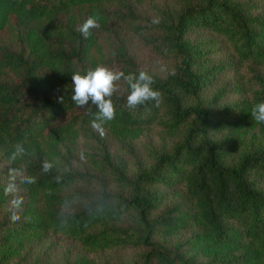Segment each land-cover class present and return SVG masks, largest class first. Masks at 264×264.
Instances as JSON below:
<instances>
[{
    "label": "trees",
    "instance_id": "1",
    "mask_svg": "<svg viewBox=\"0 0 264 264\" xmlns=\"http://www.w3.org/2000/svg\"><path fill=\"white\" fill-rule=\"evenodd\" d=\"M93 15L125 23L160 69L123 39L105 50L93 29L85 38L78 28ZM195 30L221 38L236 63L264 64V9L251 0H0V148L22 171L24 195L13 209L19 219L0 221V264H25L13 256L19 243L46 232L91 253L70 264H264V123L251 117L264 101V68L247 96L228 101ZM101 65L126 76L143 69L161 94L130 109L127 82H115V118L104 132L132 141L153 130L159 140L130 162L101 141L73 167L61 162V146L93 134L98 109L72 101L71 76ZM17 143L26 151L12 161Z\"/></svg>",
    "mask_w": 264,
    "mask_h": 264
},
{
    "label": "rangeland",
    "instance_id": "2",
    "mask_svg": "<svg viewBox=\"0 0 264 264\" xmlns=\"http://www.w3.org/2000/svg\"><path fill=\"white\" fill-rule=\"evenodd\" d=\"M255 3L257 10L264 9V0H251ZM70 13H63L59 16V21L63 25L67 21ZM74 25H77L78 18L74 19ZM61 25V26H62ZM98 28L93 29L95 43L101 45L105 50L110 46L112 38L123 39L128 50L139 55L141 63L155 72L160 69L161 61L155 56L148 54L146 50L137 42L134 36L130 33L125 23L116 22L115 20H107L103 24H99ZM192 36L200 41L207 42L210 52H204L207 64L212 65L214 69L213 87L228 101L234 97L247 96L249 91L246 87L255 86L253 74H259L264 68V64L246 59L240 63H236L234 57L230 54V50L224 45L222 39L216 35L210 34L207 30H195ZM237 79L240 80L242 88L237 84ZM153 130H146L142 135L134 138L132 141L118 136H113L110 133L100 134L93 129V134L81 136L73 142H69L62 147L61 162L66 161L73 167H83L91 153L95 152L100 142L108 145L111 153L121 155V158L126 161H131L135 155L142 158L146 157V147L155 140H159L158 133ZM0 148V184L5 186L15 178L18 195L24 199L22 195L23 188L20 184V176L22 171L8 162L1 154ZM4 192V190H3ZM5 193V192H4ZM14 198L13 194H5V198L0 202V221L8 225V220L12 219L14 208L11 206V201ZM17 254L13 255L20 257L21 262L25 264H70L76 257L90 258L91 253L86 252L75 241V239L54 232H46L35 236H29L21 240L16 250ZM106 255L111 259L122 257L119 250L107 251Z\"/></svg>",
    "mask_w": 264,
    "mask_h": 264
},
{
    "label": "clouds",
    "instance_id": "3",
    "mask_svg": "<svg viewBox=\"0 0 264 264\" xmlns=\"http://www.w3.org/2000/svg\"><path fill=\"white\" fill-rule=\"evenodd\" d=\"M154 23L159 21L154 20ZM99 17L96 15L90 16L86 21L78 28L85 38L90 35V30L98 28ZM124 79L129 88L130 94L127 96V107L135 109L139 105H143L150 100H154L159 103L160 92L153 87L155 81L153 77L145 70L141 69L136 74L125 75L122 71L114 70L108 66H97L94 70H88L86 73L76 72L72 74L71 80L73 85L72 101L78 107H84L91 101L92 105H95L98 111L94 114V119L91 122L93 129L104 134L103 125L115 118V106L112 101L113 93L116 90V83L121 79ZM251 117L258 123H264V101L255 104L251 110ZM25 148L23 143H17L14 145V151L11 154L10 159L15 161L18 157L25 154ZM53 165L45 160L42 164V169L48 172L52 169ZM22 182L28 184L36 183V178L33 176L22 177ZM4 192L6 195L13 194L14 198L11 201V206L14 209H18L22 203V197L15 195L17 192V185L15 178L5 186ZM12 220H18L19 216L13 212Z\"/></svg>",
    "mask_w": 264,
    "mask_h": 264
}]
</instances>
